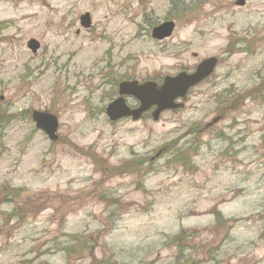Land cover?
Here are the masks:
<instances>
[{
	"label": "rangeland",
	"instance_id": "374dc122",
	"mask_svg": "<svg viewBox=\"0 0 264 264\" xmlns=\"http://www.w3.org/2000/svg\"><path fill=\"white\" fill-rule=\"evenodd\" d=\"M236 1L0 0V264H264V0ZM210 56L183 109L109 121L121 80Z\"/></svg>",
	"mask_w": 264,
	"mask_h": 264
},
{
	"label": "water",
	"instance_id": "95a60500",
	"mask_svg": "<svg viewBox=\"0 0 264 264\" xmlns=\"http://www.w3.org/2000/svg\"><path fill=\"white\" fill-rule=\"evenodd\" d=\"M237 3L244 4V1L239 0ZM81 21L82 25L89 27V13L82 15ZM174 27L173 21L164 22L153 29L152 36L157 39L168 37L172 34ZM28 46L35 52L39 44L35 40H31ZM217 62L218 60L215 57L205 59L197 66L194 73L181 72L176 76H166L161 85L151 81L143 84H139L137 81L123 82L119 87L120 95H133L140 101V106L137 109H131L126 105L124 98L120 97L107 107V114L111 120H118L128 116H131L133 120H137L144 112L156 105L157 108L152 113V116L154 120H158L162 111L182 108L184 103H176L175 100L179 97L186 100L189 88L210 76ZM33 119L36 122L37 129L47 134L49 139L57 140L58 119L55 115L48 112L35 111Z\"/></svg>",
	"mask_w": 264,
	"mask_h": 264
},
{
	"label": "flooded vegetation",
	"instance_id": "af4514ba",
	"mask_svg": "<svg viewBox=\"0 0 264 264\" xmlns=\"http://www.w3.org/2000/svg\"><path fill=\"white\" fill-rule=\"evenodd\" d=\"M0 25H1V21H0ZM0 28H1V26H0ZM0 76H1V70H0ZM0 99L2 101H5L4 96H0ZM11 114H12V112H9L7 110L1 109V107H0V123H9L11 121V119L13 118ZM25 114H26V118L28 119V107L26 109V113Z\"/></svg>",
	"mask_w": 264,
	"mask_h": 264
}]
</instances>
